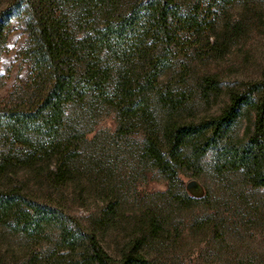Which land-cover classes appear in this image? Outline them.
Listing matches in <instances>:
<instances>
[{
    "label": "trees",
    "instance_id": "trees-1",
    "mask_svg": "<svg viewBox=\"0 0 264 264\" xmlns=\"http://www.w3.org/2000/svg\"><path fill=\"white\" fill-rule=\"evenodd\" d=\"M187 1L0 0V56L15 22L28 33L20 51L27 78L0 106L1 226L35 242L58 228L61 246L79 253L75 264H146L143 239L128 241L116 260L95 230L59 205L37 200L13 177L19 169L47 165L49 181L62 187L76 180L85 143L92 145L86 151L98 179L110 176L108 156L130 149L139 132L134 148L141 162L160 170L170 186L179 184L181 168L215 150L217 171H244L249 183L264 188V78L231 91L217 114H184L197 96L208 100L221 88L209 73L190 86L186 60L216 31L214 8L238 0ZM177 62L176 79L165 80ZM246 110L254 112L251 131L235 140L230 135ZM108 111L117 116L110 148L97 146V135L87 139Z\"/></svg>",
    "mask_w": 264,
    "mask_h": 264
},
{
    "label": "rangeland",
    "instance_id": "rangeland-1",
    "mask_svg": "<svg viewBox=\"0 0 264 264\" xmlns=\"http://www.w3.org/2000/svg\"><path fill=\"white\" fill-rule=\"evenodd\" d=\"M194 1L188 0V6ZM215 10L217 29L202 39V51L193 49L187 58L186 80L193 86L209 73L217 76L221 88L208 100L197 96L184 111L188 116L217 114L231 91L264 78V0H238ZM27 41L24 24L15 22L0 56V106L15 98L14 90L27 78L28 60L20 53ZM179 66L177 62L164 79H176ZM164 113L158 110L161 120ZM253 119L254 112L246 110L230 136H248ZM116 127V113L108 111L87 139L97 135L96 145L110 148L108 132ZM141 140L139 132L128 142L130 149L108 156L110 176L98 179L86 151L92 145L85 143L76 180L54 186L44 165L19 169L14 181L37 200L59 205L77 224L95 230L116 260L128 241L141 238L146 264H264V188L249 183L244 171H217L215 150L181 168L179 184L170 186L160 170L141 162L134 148ZM78 255L61 246L58 228L51 227L43 241L35 242L0 225V264H75Z\"/></svg>",
    "mask_w": 264,
    "mask_h": 264
}]
</instances>
